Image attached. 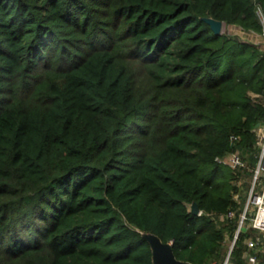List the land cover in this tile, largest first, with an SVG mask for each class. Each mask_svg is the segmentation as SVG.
Returning a JSON list of instances; mask_svg holds the SVG:
<instances>
[{
  "label": "trees",
  "instance_id": "trees-1",
  "mask_svg": "<svg viewBox=\"0 0 264 264\" xmlns=\"http://www.w3.org/2000/svg\"><path fill=\"white\" fill-rule=\"evenodd\" d=\"M258 8L0 0V264H153L141 231L221 264L258 156L264 48L204 18L261 33ZM233 150L247 167L217 160Z\"/></svg>",
  "mask_w": 264,
  "mask_h": 264
},
{
  "label": "built area",
  "instance_id": "built-area-1",
  "mask_svg": "<svg viewBox=\"0 0 264 264\" xmlns=\"http://www.w3.org/2000/svg\"><path fill=\"white\" fill-rule=\"evenodd\" d=\"M258 15L263 24L264 34V14L261 8H258ZM256 133V144L258 146V156L255 165L251 168L253 172V182L248 188L246 200L237 218V224L233 233V237L229 242V247L224 261L221 264H227L231 251L239 233L243 230L252 229L253 234L245 238L247 245L246 264H264V261L257 254L264 253V124H260L254 128ZM236 136H233L235 139ZM218 161L230 165L233 168L247 167V162L243 159L238 150H233L223 157H218ZM234 198H240V192L234 194ZM236 212L229 209L224 218H234ZM172 243V242H171ZM209 264H217L215 260Z\"/></svg>",
  "mask_w": 264,
  "mask_h": 264
},
{
  "label": "water",
  "instance_id": "water-1",
  "mask_svg": "<svg viewBox=\"0 0 264 264\" xmlns=\"http://www.w3.org/2000/svg\"><path fill=\"white\" fill-rule=\"evenodd\" d=\"M212 27L215 33H221L224 22L208 16L204 18ZM257 123L256 126H258ZM191 211L199 213L200 208L197 202L191 204ZM142 236L149 242L152 251L153 264H192L189 261L178 259L172 248L170 241H163L156 233L151 231H141Z\"/></svg>",
  "mask_w": 264,
  "mask_h": 264
},
{
  "label": "rangeland",
  "instance_id": "rangeland-1",
  "mask_svg": "<svg viewBox=\"0 0 264 264\" xmlns=\"http://www.w3.org/2000/svg\"><path fill=\"white\" fill-rule=\"evenodd\" d=\"M222 32H230L237 36H239L242 40L250 41L256 44H259L261 47L264 48V34L263 32L257 33L254 31H247L243 30L238 26L235 25H226L224 23L222 27ZM236 184L239 186V192L240 197L242 195H245V193L248 191V188L253 182V172L250 174H244L242 177H240L237 181H235Z\"/></svg>",
  "mask_w": 264,
  "mask_h": 264
}]
</instances>
